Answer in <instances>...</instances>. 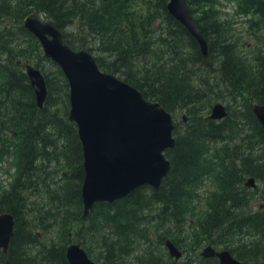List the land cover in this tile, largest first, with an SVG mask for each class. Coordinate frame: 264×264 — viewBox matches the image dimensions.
Segmentation results:
<instances>
[{"label":"trees","instance_id":"1","mask_svg":"<svg viewBox=\"0 0 264 264\" xmlns=\"http://www.w3.org/2000/svg\"><path fill=\"white\" fill-rule=\"evenodd\" d=\"M214 2L186 0L189 6L198 5L208 25L215 28L214 38L208 40L206 25L197 18L209 47L208 57L203 58L190 35L167 13L166 0H154L146 12L140 11L136 0H0V162L13 161V173L0 187V212L10 213L14 220L6 254L12 264H67L63 244L41 245L33 232L55 223L73 232L74 242L85 252L101 249L96 257L106 264H129L126 259L135 253L139 254L136 264H160L163 255L155 254L151 241L155 238L163 245L166 236L159 226L180 219L189 192L203 178L215 186L203 232L224 230L223 237L229 232L239 235L244 229L250 240L239 258L249 256L264 264V209L243 212L249 204L242 186L246 176L264 185V133L250 110L251 102L264 104V37L258 38L252 63H246L239 48L224 40L220 31L224 21L210 12ZM236 5L239 14L252 16L246 22L255 29L254 37L264 32V0H237ZM31 10L57 21L71 49L95 52L99 69L117 74L169 113L187 117L181 127L174 124L175 145L165 151L171 168L160 187L142 186L111 204H95L82 220L86 224L76 228L71 224L82 219L78 210L81 153L74 125L67 119L66 80L57 66L54 79L43 76L46 98L38 108L23 66L15 63L36 61L35 56L42 55L37 40L22 26L23 16ZM214 62L230 94L216 89L230 101L219 121L206 119L214 99L199 86V82L206 84ZM213 84L218 88V83ZM255 145L262 147L261 154L254 151ZM57 166L61 183L52 188L50 170ZM176 225L167 237L178 247L181 223ZM197 254L192 253L194 261L182 264H216ZM3 258L0 255V264Z\"/></svg>","mask_w":264,"mask_h":264},{"label":"water","instance_id":"2","mask_svg":"<svg viewBox=\"0 0 264 264\" xmlns=\"http://www.w3.org/2000/svg\"><path fill=\"white\" fill-rule=\"evenodd\" d=\"M165 9L207 58V41L186 0H166ZM22 26L37 40L42 56L57 65L68 86L67 119L74 125L81 153V218L85 219L95 204H111L139 187L158 189L171 168L165 151L175 145L171 114L115 74L99 69L89 50L71 49L57 21L31 10L23 16ZM15 63L23 66L35 105L41 108L46 98L43 75L30 63ZM250 110L264 133V104L251 102ZM226 114L225 106L214 102L206 119L219 121ZM181 120L187 121L184 113ZM243 187L254 189L255 178L246 177ZM257 208L264 209V202H258ZM13 231V216L0 212L2 264H12L6 254ZM163 246L174 261L181 258V250L169 238ZM199 257L215 259L217 264H246L228 250H216L209 244L201 248ZM64 258L67 264H106L89 259L77 242L64 247Z\"/></svg>","mask_w":264,"mask_h":264},{"label":"rangeland","instance_id":"3","mask_svg":"<svg viewBox=\"0 0 264 264\" xmlns=\"http://www.w3.org/2000/svg\"><path fill=\"white\" fill-rule=\"evenodd\" d=\"M136 4L139 7L140 11H147L151 10V6L154 4V0H145V1H139L136 0ZM237 0H215L213 3V6L211 7L210 12L215 14L217 19L219 21H224L223 25L221 26L220 31L222 32L223 36L225 37L224 40H226L228 43H232L236 47L239 48V51L242 54H239L242 59L246 61V63H252V56L256 55L257 49L256 46L259 45V37H264V32L258 31V36L254 37L252 33L255 29L249 28L248 23L246 20L251 19L252 16L249 15H242L238 13L237 9ZM188 6V10L194 8V12H190L191 16L196 20L200 16V20L198 21L199 24L206 25V37L209 40L210 38H214L212 35V31L215 30V28L212 25H208L209 20L206 18L207 15L204 16V14L201 12V8L198 5L195 6ZM42 16V15H41ZM43 17V16H42ZM45 18V17H43ZM158 27L156 28L159 30L161 27V16L159 15V18L157 19ZM211 33V34H210ZM20 42V41H19ZM77 50V49H74ZM91 52V51H90ZM93 57H96L95 52H91ZM213 58L211 61L215 60L214 53ZM41 54H38V56H35L36 61H30L29 63L33 65L35 68H37L40 73L46 78L49 79L50 77L54 79V69L56 65L50 61L45 59L44 57L40 58ZM42 56V55H41ZM213 72L209 75L207 78L206 84L203 82V85L199 82V86L204 89V91L207 92V94L213 95L211 98L214 99V102H220L224 106L229 105V90L225 87V83H223L220 80V77L218 76L217 71V64L214 62L213 64ZM118 78L121 79L117 74H115ZM218 83V88L215 86V84L210 85V83ZM54 83H57L55 80L54 82H51V85L53 86ZM216 89H221L222 92L227 93H221L217 91ZM57 94V93H56ZM230 95V94H229ZM154 101V100H153ZM242 103V99H241ZM233 107L234 105H230ZM183 113H173L172 119L173 124L177 125L178 127H181L183 123L181 122V115ZM257 149V150H255ZM262 147L259 145L254 146V151H257V153L261 154ZM12 163L11 160H3L0 162V187L4 186L8 182V178L13 173L12 169ZM51 173V181H53L52 188H55L57 185H60L62 178V172L60 166L53 167L50 170ZM246 178V177H245ZM244 178V179H245ZM48 181L51 183V181L48 179ZM244 181V180H243ZM215 192V186L212 184L211 180L203 178L200 180V183L198 186L194 187L189 192V198L187 200V205L185 206L184 214L180 217L178 221L175 223L170 224H164L159 227H161V234L165 235L167 237V232H173L177 230V222L181 223V231L178 234V248L182 251V256L179 260L174 261L171 259L167 253L166 249L163 245L158 244L155 242V238L151 241L153 242L152 249L157 254L158 252L163 255V261L162 264H182L183 261L186 260H195L196 257L192 255L193 252H197L199 256V251L201 248H203L205 245H211L216 250L226 249L230 252L233 257L237 258L238 260L244 261L246 264H262V260L260 259H252L249 256H247L245 259H240L238 256V253L246 249V244L250 240V236L245 234V230L242 229L240 234L236 232H229L228 235L222 236V232L224 230H218L215 231L212 234H205L203 232L202 224L209 212V206L208 198L213 195ZM247 199L249 201V207L243 210L246 214L248 212H253L256 210H259L257 208L258 202H264L263 199H261V196L264 193V185L256 180V187L254 190H248L247 189ZM30 202L33 201V198H30ZM48 204V203H47ZM37 205V204H36ZM31 209L32 206H31ZM36 209H38V205L36 206ZM79 215H81V205L79 206ZM76 211V208H75ZM35 213V211H32L31 215L25 217L27 221H29V218L32 217V215ZM148 217L152 216L151 211H147ZM81 218V216H80ZM82 219L74 221V224H71L74 228L80 227L82 224H86V221H82ZM166 225V226H165ZM165 226V227H164ZM102 229V227H101ZM34 233L38 234V239L41 242L40 244L50 245L53 243L54 245H60L63 244L64 247L69 243H74L73 240V232H65L62 228L56 225V223L53 226H46V228H40L36 227L33 229ZM101 233V231H100ZM99 237V235H98ZM221 239H224L226 243L220 242ZM261 242L264 243V239L261 240ZM85 251V250H84ZM97 252H102L101 249H94V253H87V256L92 261L98 262L102 261L100 259H97ZM136 256L139 257L138 253H135L134 255L129 256V258L126 259V262L129 264H136ZM138 259V258H137ZM190 264H196L195 262H191ZM201 264H205L203 261Z\"/></svg>","mask_w":264,"mask_h":264},{"label":"flooded vegetation","instance_id":"4","mask_svg":"<svg viewBox=\"0 0 264 264\" xmlns=\"http://www.w3.org/2000/svg\"><path fill=\"white\" fill-rule=\"evenodd\" d=\"M251 104V103H250ZM226 109V108H225ZM226 113H227V110H226ZM214 121H217V120H214ZM181 122H182V120H181ZM246 177H248V176H246ZM253 177V176H252ZM245 180V179H244ZM256 181V180H255ZM244 182V181H243ZM242 186H243V183H242ZM245 188V187H244ZM246 189H248V188H246ZM255 189V188H254ZM254 189H248V190H254ZM79 200H80V197H79ZM248 204H249V201H248ZM80 205H81V203H80ZM167 253V252H166ZM168 255V254H167ZM181 255H182V251H181ZM171 258V257H170ZM172 259V258H171ZM215 260V259H214ZM163 261V260H162ZM162 261H161V263L160 264H162ZM177 261V260H176ZM216 261V260H215ZM2 263H3V259H2ZM1 263V264H2ZM216 264H217V262H216Z\"/></svg>","mask_w":264,"mask_h":264},{"label":"bare ground","instance_id":"5","mask_svg":"<svg viewBox=\"0 0 264 264\" xmlns=\"http://www.w3.org/2000/svg\"><path fill=\"white\" fill-rule=\"evenodd\" d=\"M171 114V113H170ZM171 117H172V115H171ZM173 120V119H172ZM174 125V124H173ZM173 136V135H172ZM174 138V137H173ZM263 153V152H262ZM244 257V256H243ZM244 262V261H243ZM175 264V263H174Z\"/></svg>","mask_w":264,"mask_h":264}]
</instances>
